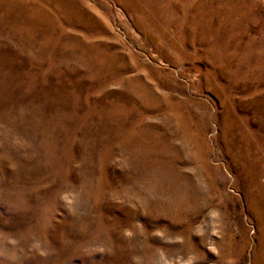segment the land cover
Listing matches in <instances>:
<instances>
[{
    "label": "rangeland",
    "instance_id": "obj_1",
    "mask_svg": "<svg viewBox=\"0 0 264 264\" xmlns=\"http://www.w3.org/2000/svg\"><path fill=\"white\" fill-rule=\"evenodd\" d=\"M0 264H264V0H0Z\"/></svg>",
    "mask_w": 264,
    "mask_h": 264
}]
</instances>
